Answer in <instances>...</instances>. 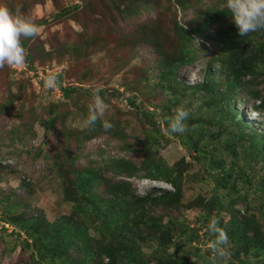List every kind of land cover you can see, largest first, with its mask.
Returning a JSON list of instances; mask_svg holds the SVG:
<instances>
[{"label": "trees", "instance_id": "16d2710c", "mask_svg": "<svg viewBox=\"0 0 264 264\" xmlns=\"http://www.w3.org/2000/svg\"><path fill=\"white\" fill-rule=\"evenodd\" d=\"M196 1L199 0H174L182 11ZM140 2L128 0L129 6L123 13H140ZM226 4L227 0H221V8L209 7L187 26L175 22L173 46L146 33L147 25L140 27L142 40L156 53L157 81L149 84L144 75H149L150 70L144 69L142 78L124 83L125 91L134 93L143 83L147 84L145 92L158 95L156 91H160L168 97L161 121L154 119L153 110L137 103L136 95L127 97L137 117L148 124L139 166L123 158L108 159L107 168L115 176L123 177L112 181L94 168H74L73 157L69 156L67 177L61 173L69 184L63 186L62 192L64 200L73 205L69 215L53 221L20 212V204L11 202L10 197L0 199L2 230L8 225L16 239H22L19 245L29 251L31 264H212V252L207 245L214 238L208 231L213 215L219 218L220 227L227 231L230 240L228 264H264V131L250 125L234 105L236 95L246 89L257 102L252 108L264 112V95L253 89L264 78V30L241 37ZM143 7L150 9L151 5ZM212 26L214 31L210 35L207 32ZM197 37L212 39L217 47L209 57L202 81L186 86L177 72L196 60ZM26 44L27 39L23 40L25 48ZM26 61L29 66L32 64L31 55L27 54ZM216 63L219 75L212 72ZM56 77L65 98L78 90L71 85L62 87V76ZM202 93L201 99L209 108H213L212 100L220 102L219 113H190L185 121L187 130L170 133L169 118L181 106L182 98H200ZM104 94L100 92L102 97ZM205 96L209 99L205 100ZM54 120L55 117L48 116L43 125L49 128ZM161 125L165 126L164 132ZM103 134L124 139L122 131L105 132L98 121L94 127L84 129L77 138L78 146ZM169 135L175 136L186 149L191 163L183 157L168 166L152 154L159 140H166ZM192 163L200 172L183 176L184 168ZM185 176L194 179V183L211 185L208 195L191 196L185 201ZM134 177L163 181L172 191L139 196L128 180ZM157 208L179 212L199 209L197 223L191 227L175 216L164 221L163 215H154ZM144 241L154 244L147 256L140 248Z\"/></svg>", "mask_w": 264, "mask_h": 264}, {"label": "rangeland", "instance_id": "374dc122", "mask_svg": "<svg viewBox=\"0 0 264 264\" xmlns=\"http://www.w3.org/2000/svg\"><path fill=\"white\" fill-rule=\"evenodd\" d=\"M220 1L199 0L182 11L174 0H141L139 9L142 11L127 16L123 11L129 6L128 0H0V4L13 10L20 8L31 15L40 27L37 37L27 39L26 49L32 64L18 73L13 67L0 69V199L10 197L11 202L20 204V212L53 221L69 215L73 205L64 200L62 192L63 186L69 184V180L63 178L67 177L69 156L73 157L74 168H94L112 181L123 177L115 176L107 168L108 159L123 158L139 166L148 124L137 117L127 97L136 95L137 103L153 110L154 119L158 121L168 97L160 91H156L158 95L145 92L147 84L143 83L134 93L125 91L124 83L142 78L144 69L150 70L149 75L147 72L144 75L150 80L149 84L157 81L154 78L158 70L156 53L142 40L140 27L147 25L146 33L173 46L175 22L187 26L209 7L221 8ZM141 4L151 5V8ZM213 31L212 26L207 33L212 35ZM195 43L196 60L177 72L178 79L186 86L202 81L209 57L217 47L212 39L203 37H197ZM25 63L28 65L27 61ZM217 67V63L214 64L212 72L219 75ZM31 72H42L44 83H39L37 74ZM49 74L61 75L62 87L71 85L78 90L65 98L58 85V88H46ZM99 85H103V98L109 105L105 119L113 125L112 129L122 131L124 139L103 134L78 146L77 138L88 128L84 121L93 90ZM253 89L264 95V78H260ZM203 95L184 97L181 106L191 114L196 111L204 116L219 113L220 102L212 100L213 108H209L201 99ZM206 99L209 98L205 96ZM256 104L246 89L234 100L240 115L250 125L264 131V112L255 111L252 107ZM48 116L55 120L46 128L43 122ZM160 129L164 132L165 126L161 125ZM152 154L168 166L183 157L185 162L191 163L186 149L173 135L160 139ZM184 169L183 176L200 172L194 163ZM61 173L65 175L62 177ZM185 177V201L191 196L208 195L211 185L194 183V179ZM128 180L139 196L152 191H172L163 181L137 177ZM198 212L196 208L181 212L153 210L154 215H163L164 221L175 216L191 227L197 223ZM5 228L2 230L0 223V264H31L29 251L19 245L22 239H16L10 226L5 225ZM140 248L147 256L154 250V244L144 241Z\"/></svg>", "mask_w": 264, "mask_h": 264}, {"label": "clouds", "instance_id": "9594fccd", "mask_svg": "<svg viewBox=\"0 0 264 264\" xmlns=\"http://www.w3.org/2000/svg\"><path fill=\"white\" fill-rule=\"evenodd\" d=\"M226 6L232 12L238 34L243 37L251 33L264 30V0H227ZM40 33V27L33 17L15 10L5 4H0V69L17 67L25 63L27 49L23 40L34 39ZM58 79L55 74H49L45 80L46 88H55ZM103 85L93 90L92 102L89 105L88 116L84 121L85 126L94 127L99 121L105 132L112 129L113 125L105 119L109 105L100 95ZM190 112L184 106L175 109L174 115L169 118V132L183 133L187 130L185 121ZM208 231L213 239L208 243L212 252V264H228L230 240L227 231L220 227V220L213 215L208 224Z\"/></svg>", "mask_w": 264, "mask_h": 264}, {"label": "built area", "instance_id": "2783aa9c", "mask_svg": "<svg viewBox=\"0 0 264 264\" xmlns=\"http://www.w3.org/2000/svg\"><path fill=\"white\" fill-rule=\"evenodd\" d=\"M23 67V69H18L17 67H13V69L18 73V72H20V71H22V70H25L26 68H25V66H29V65H27L26 63H24L23 65H22ZM29 72V71H28ZM37 74V76H36V78L38 79V82L40 83V82H43L42 80H44V76H43V73L42 72H31V74ZM44 83V82H43ZM57 87V86H56ZM58 88V87H57ZM59 89V88H58Z\"/></svg>", "mask_w": 264, "mask_h": 264}]
</instances>
